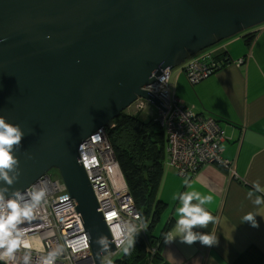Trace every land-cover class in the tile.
I'll use <instances>...</instances> for the list:
<instances>
[{"label":"water","instance_id":"water-1","mask_svg":"<svg viewBox=\"0 0 264 264\" xmlns=\"http://www.w3.org/2000/svg\"><path fill=\"white\" fill-rule=\"evenodd\" d=\"M263 24L264 0H0V116L24 132L5 199L57 170L103 264L116 248L79 146L139 98L164 110L146 86Z\"/></svg>","mask_w":264,"mask_h":264},{"label":"crops","instance_id":"crops-1","mask_svg":"<svg viewBox=\"0 0 264 264\" xmlns=\"http://www.w3.org/2000/svg\"><path fill=\"white\" fill-rule=\"evenodd\" d=\"M253 30L257 34L251 44H247L246 31L213 47V58L227 57L229 63L200 83L190 85L181 69L172 75L173 93L197 114L217 119L225 130L223 157L235 165L236 177L214 164L186 180L165 165L159 191L166 204L163 228L166 225L168 232L174 231L175 210L182 206L180 195L190 191L210 195L211 204L203 207L213 222L193 231L214 235V245L204 246L199 241L188 245L181 243L179 236L165 244L163 238L162 259L154 262L149 258L139 264H264V204L253 203L257 195L264 197V192L248 198L254 183L264 189V25ZM247 213L256 217L259 228L243 223Z\"/></svg>","mask_w":264,"mask_h":264},{"label":"built area","instance_id":"built-area-1","mask_svg":"<svg viewBox=\"0 0 264 264\" xmlns=\"http://www.w3.org/2000/svg\"><path fill=\"white\" fill-rule=\"evenodd\" d=\"M222 64L207 52L189 60L182 69L190 85L194 86L221 69ZM172 72L167 70L155 83L144 88L163 104L164 110L156 108L158 114L155 118L167 136L169 170L175 171L182 178L191 179L202 168L217 164L227 169L232 177H236L235 165L223 157L225 130L217 119L197 114L193 107H187L173 93ZM164 74L167 79L162 84L160 78ZM146 102L139 98L132 105L135 106L134 114L144 111ZM78 153L79 163L95 193L99 212L109 228L116 248L112 254H115L127 246L125 237L134 238L138 233L145 234L141 216L108 141L106 130L100 129L90 136L79 146ZM33 185L44 187L47 192L34 211L33 218L18 226L26 230L22 238L28 242V248L21 245L15 252L14 261L0 262L25 264L27 256V264H44L51 255L52 264H96L81 215L76 210V202L63 181L46 175ZM26 191L22 194L24 200L21 203L30 201Z\"/></svg>","mask_w":264,"mask_h":264},{"label":"trees","instance_id":"trees-1","mask_svg":"<svg viewBox=\"0 0 264 264\" xmlns=\"http://www.w3.org/2000/svg\"><path fill=\"white\" fill-rule=\"evenodd\" d=\"M253 29L247 31V44L255 39L257 32ZM208 51L209 49L202 55ZM220 58L215 60L223 63L220 67L223 68L229 60L227 57ZM184 75L186 76L185 73ZM106 135L145 228L144 235H136L130 254L124 253L114 264H139L149 258L158 262L162 259L164 233L168 232L165 225L161 228L163 234H158L166 207L159 197L167 165L165 130L155 117L124 112L115 120V126L106 130Z\"/></svg>","mask_w":264,"mask_h":264},{"label":"clouds","instance_id":"clouds-1","mask_svg":"<svg viewBox=\"0 0 264 264\" xmlns=\"http://www.w3.org/2000/svg\"><path fill=\"white\" fill-rule=\"evenodd\" d=\"M167 76L164 74L160 80L164 84ZM24 132L19 125H12L6 122V118L0 116V179L5 181L8 185L13 183V178L9 176V172L18 166V161L13 155L14 146H20ZM19 173H17V179ZM190 186V185H189ZM254 191H249L248 198L257 192H264L259 183L253 184ZM6 188L0 189V260L14 261L15 252L22 245L28 248V242L22 237L25 229L18 227L25 221L33 218V213L41 204L46 196V188L32 185L26 191V195L30 197V201L21 203L24 200V195L20 192L14 193V199H5L4 193ZM182 206L175 211L177 220L174 225V231H169L164 234L165 244H169L175 240L177 236L181 243L192 245L199 241L204 246H213L216 237L209 233H201L193 231L195 228H204L208 223L213 222L211 214L203 207L204 204H211L212 196H201L195 191L185 192L178 197ZM198 200V204H193V200ZM253 203L257 206L264 204V197L257 195ZM243 223L250 224L253 228H259L256 217L252 213H247L242 218ZM133 231H135L133 229ZM127 246L124 248V253L130 254V250L135 245L134 238H127ZM124 241L122 240V243ZM119 248L120 245L118 244ZM52 256L45 260L44 264H52ZM28 257H25V264H27Z\"/></svg>","mask_w":264,"mask_h":264},{"label":"rangeland","instance_id":"rangeland-1","mask_svg":"<svg viewBox=\"0 0 264 264\" xmlns=\"http://www.w3.org/2000/svg\"><path fill=\"white\" fill-rule=\"evenodd\" d=\"M178 71H180V69H174L172 72V75H174L175 73H178ZM126 112L130 113V114H134L135 106H131ZM157 114H158V110L156 109V107H154L151 103L146 102V107H145L144 111L143 110L141 111V115L142 116H153V117H155ZM50 175L53 179L59 178L57 170H52L50 172ZM164 222H165V217H163V221L159 227L160 229L163 228ZM135 237H134V239H135ZM123 255H124V249L115 253V254L109 255L108 257L104 258L103 264H114L117 260L121 259L123 257ZM0 264H5V263L0 262Z\"/></svg>","mask_w":264,"mask_h":264},{"label":"flooded vegetation","instance_id":"flooded-vegetation-1","mask_svg":"<svg viewBox=\"0 0 264 264\" xmlns=\"http://www.w3.org/2000/svg\"><path fill=\"white\" fill-rule=\"evenodd\" d=\"M211 49H213V48H211ZM211 49H209V53H210ZM210 54H211V53H210Z\"/></svg>","mask_w":264,"mask_h":264}]
</instances>
